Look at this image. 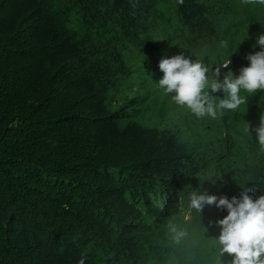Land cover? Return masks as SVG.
I'll use <instances>...</instances> for the list:
<instances>
[{
	"label": "trees",
	"instance_id": "16d2710c",
	"mask_svg": "<svg viewBox=\"0 0 264 264\" xmlns=\"http://www.w3.org/2000/svg\"><path fill=\"white\" fill-rule=\"evenodd\" d=\"M261 25L255 0H0V264H185L165 232L186 187L264 195V91L224 125L155 92L165 54L207 47L247 67ZM210 208L206 241L227 215Z\"/></svg>",
	"mask_w": 264,
	"mask_h": 264
},
{
	"label": "clouds",
	"instance_id": "9594fccd",
	"mask_svg": "<svg viewBox=\"0 0 264 264\" xmlns=\"http://www.w3.org/2000/svg\"><path fill=\"white\" fill-rule=\"evenodd\" d=\"M255 2L264 5V0ZM218 47H224V43L220 42ZM256 48L260 51L246 56L249 65L242 67L238 76H234L229 70L224 73L222 80L221 70L228 67L231 59L218 65L209 62L206 64L205 58L208 60L210 55L207 47L200 51L204 59H198L191 53L185 56L181 52L172 57L165 54L158 63V69L163 75L155 82V86L163 94L170 96L175 105L187 108L197 119H216L226 112H235L252 95L264 91V34L255 37L253 49ZM218 92L223 93V98L212 95ZM241 93H247L248 96ZM246 125L243 131L252 138L249 125ZM255 132V144L259 152L264 154V113L261 114L260 125L255 128ZM205 180H210L215 185L222 179L203 181ZM245 185L240 186L244 189L240 197L234 196L231 199L207 194L200 188L186 187L180 193L182 223H167L165 236L170 246L186 250L185 264H191L192 249L206 248L209 245L212 251L208 264H264V195L254 200ZM261 185L264 186V183ZM261 190H264V187ZM213 205L217 209L226 210L227 215L215 222L220 228L218 238L206 241L204 237L207 229L202 224L201 213L206 206ZM224 254H228L232 259L222 262L221 257ZM76 264H85V257L82 256Z\"/></svg>",
	"mask_w": 264,
	"mask_h": 264
},
{
	"label": "rangeland",
	"instance_id": "374dc122",
	"mask_svg": "<svg viewBox=\"0 0 264 264\" xmlns=\"http://www.w3.org/2000/svg\"><path fill=\"white\" fill-rule=\"evenodd\" d=\"M255 37L256 36H252V39H255ZM250 41V40H249ZM248 41V42H249ZM247 48H248V46L246 45V42L243 44V46H242V50H241V52H247ZM209 50H210V55H209V57H208V60H207V58H205V63L207 64L208 62L209 63H211V64H213L216 60H217V58H218V53L217 52H215L213 49H211V48H208ZM200 51H201V49L200 50H193V49H187V50H183V51H181V52H183L184 54H185V56H189L190 55V53L193 55V56H195L196 58H198V59H204V57H202L201 55H200ZM254 51H258L257 49H252V50H250V52H254ZM180 52V53H181ZM180 53H177V54H180ZM177 54H170V55H168V57H172V56H175V55H177ZM195 57H193V59H195ZM230 64L228 65V67L227 68H225V69H222L221 70V76H220V79L222 80L223 79V75H224V73L225 72H227V71H229V70H231L232 72H233V74H234V76H238L239 75V70L240 69H237V70H232V69H229L230 67ZM232 68L234 67L233 65L231 66ZM160 74H161V72H160ZM159 89H157L155 92L157 93V91H158ZM219 95H223V94H219ZM214 120H216L219 124H221V125H224L228 120H230V118H229V115H228V112H226L223 116H221V117H218V118H216V119H214ZM253 161H255V163H254V168L255 169H260V168H262V166H263V160L262 159H258V160H256V159H253ZM236 169V171H238L237 172V174H239V173H243L244 172V165H240V164H238V166L235 168ZM207 211H209V212H212V209L210 208V206H206V208H205ZM227 213V212H226ZM211 216L213 217V220L211 221L212 223H215L217 220H220V219H223V214H222V212L221 213H215V214H211ZM159 221H161L163 224H165L166 223V220L165 221H162V220H160V219H158L157 218V224L159 223ZM203 224V223H202ZM216 224V223H215ZM220 231V228L218 227V226H216V232H219ZM170 262H171V264H176V259L173 257V258H171L170 259Z\"/></svg>",
	"mask_w": 264,
	"mask_h": 264
}]
</instances>
